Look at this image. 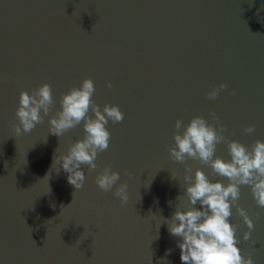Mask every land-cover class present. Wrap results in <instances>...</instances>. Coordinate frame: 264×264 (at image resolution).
<instances>
[{
  "label": "water",
  "instance_id": "water-1",
  "mask_svg": "<svg viewBox=\"0 0 264 264\" xmlns=\"http://www.w3.org/2000/svg\"><path fill=\"white\" fill-rule=\"evenodd\" d=\"M88 78L93 102L101 110L118 105L125 119L109 122L110 147L95 172L82 166L87 179L76 191L52 165L84 139L83 123L58 137L49 120L63 95ZM45 83L53 86L52 112L16 136L20 93ZM222 83L228 89L209 100ZM211 111L228 141L249 149L264 141V0H0V264H182L180 238L165 220L189 208L186 165L193 178L200 169L211 182L229 181L198 161L175 162L169 149L177 119L212 123ZM252 125L256 131L246 134ZM215 157L231 160L227 143ZM106 166L120 172L118 183L126 171L136 177L127 204L115 188L97 187ZM238 203L255 229L244 241L249 229L233 206L237 246L264 264V208L249 186H241Z\"/></svg>",
  "mask_w": 264,
  "mask_h": 264
},
{
  "label": "clouds",
  "instance_id": "clouds-1",
  "mask_svg": "<svg viewBox=\"0 0 264 264\" xmlns=\"http://www.w3.org/2000/svg\"><path fill=\"white\" fill-rule=\"evenodd\" d=\"M94 28L95 25L93 30ZM107 87L112 88V83L108 82ZM228 87L222 83L212 88L207 98L216 100L222 90H227ZM95 92V82L91 78L84 79L79 87H72L63 95L60 100L61 110L49 120V133L58 137L83 123L84 139L75 142L66 155L55 156L52 165V167L59 165L68 173V183L76 191L84 187L87 179L82 166L86 165L90 172H95L98 168L96 163L98 157L110 147L111 133L107 128L109 122L118 124L125 119V114L118 105H105L101 110L100 106L93 102ZM235 94L233 91L232 95ZM55 103L53 86L50 83L38 86L31 94L22 91L16 110L18 123L12 125L15 135L31 133L38 124L44 123L45 117L52 112ZM90 112L92 115H89ZM209 115L212 123L203 116L193 117L187 125L182 119L176 120L173 132L174 146L169 149L170 157L182 164L188 159L198 161L203 166H209L214 175L227 178L229 183L225 186L221 182H211L200 169L195 171L193 178L192 166L186 165L183 179L188 185L185 194L189 208L186 211L176 210L165 223L168 225L169 233L180 238L177 247L181 250L182 264H255L251 255L245 258L237 246L240 243L236 235L238 226L233 225L230 218L233 214L232 208L235 206L249 229L244 233L243 239L250 241L255 223L238 202L241 198V186H249L257 206L264 208V141L256 140L250 149L238 141H228L225 135L228 129L220 122V117L215 111H211ZM244 131L252 135L256 131V126H249ZM222 143L228 144L230 161L215 157L217 145ZM124 176L128 179L118 183L121 181L120 172L106 166L97 175L95 183L99 190L105 193L112 192L115 188L114 197L118 198L121 204H127L129 181L136 177L127 171ZM171 177L175 180L176 174H171ZM73 203L74 199L67 207L62 206V210L71 207ZM196 205H200V208L198 209ZM24 223L26 224L25 219ZM85 233L90 234L88 231ZM85 233L82 236L84 239L88 236ZM79 243L80 241H77V245ZM171 252L169 249L165 255H170Z\"/></svg>",
  "mask_w": 264,
  "mask_h": 264
}]
</instances>
